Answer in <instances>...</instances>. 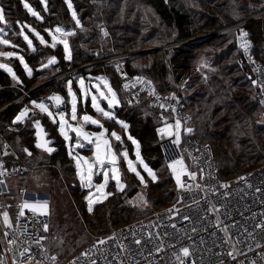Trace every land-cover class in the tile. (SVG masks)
Segmentation results:
<instances>
[{
	"label": "trees",
	"instance_id": "trees-1",
	"mask_svg": "<svg viewBox=\"0 0 264 264\" xmlns=\"http://www.w3.org/2000/svg\"><path fill=\"white\" fill-rule=\"evenodd\" d=\"M22 1L0 0L6 19L3 27L7 30L8 37L21 46L26 61L33 70L29 78L24 77L23 83H17L0 69V147L9 144L17 154L19 162L20 154L30 156L23 151L24 148L31 154L30 147L37 149L33 145L31 128V120L34 118L42 119L46 130L50 131V137L55 139L54 145L57 146L56 152L47 153L49 156L42 160L50 158L52 161L53 157L65 160L63 148L65 151L66 149L65 146L62 148L56 144L54 133L59 135L57 124H53L38 111H33L36 114H30L26 119L30 125L28 131L18 126L8 127L11 115L25 105L29 107L32 99H43L50 91L60 92L69 108L66 91L69 80L74 84L80 75L99 74L102 71L107 73L106 70H111L115 79L105 73L101 74L110 80L117 94L119 90L122 95L121 98L118 95L121 107L116 110V114L129 125V131L138 138L141 153L158 172L156 175H161L159 165L163 163V159L166 158L167 162L169 158L176 156L178 150L173 145L159 143L155 127L161 120V114L148 105L145 97L136 105L128 104L112 63L109 59L104 60L116 54H126L125 68L130 74L147 77L161 93L174 94L183 102L185 112L191 116L189 125L194 129L193 136L212 145L216 165L221 169L218 172L220 178L229 179L242 173L246 166H242L240 162L244 160L247 165L264 159V125L258 119L262 108L256 97L255 86L240 66L242 51L237 45L238 31L245 29L254 44L251 51L253 57L264 62V0H191L196 6L186 5L184 0H71L81 22L80 27L73 23L64 0H46L42 19L33 18L31 22L41 29L59 25L74 32V35L68 37L71 60L64 59L58 44L52 48L49 44L46 46L37 43L35 51L27 48L21 39L18 26L19 22L29 19ZM27 1L35 8L39 7V0ZM15 28L18 30L17 37L14 35ZM83 29L85 32L81 31ZM103 29H106L107 35L102 33ZM0 48L2 49L1 44ZM89 48H96L98 56L89 54ZM200 50L202 52H198ZM199 54L208 57L210 68L198 64L197 68H204L194 70V60ZM45 55L56 56L58 62L41 69L40 59ZM10 60L15 70L21 72L18 62L13 58ZM89 64L93 66L88 67ZM105 66L108 69L105 70ZM186 77L189 79L183 84L186 88L183 91L180 82ZM19 96L21 97L15 102ZM10 102L11 105L2 111V107ZM162 115L170 118L171 113L164 111ZM184 140L185 136L182 135L181 142ZM18 146H22L21 151L16 149ZM162 147L170 150V153L165 152ZM168 153L171 156H167ZM237 171L241 172L228 175ZM176 193L177 188L170 195L168 205L160 210L173 203ZM114 195L108 199H114ZM103 205L107 206V202L93 206L96 215H100ZM113 209L116 210H111V214L107 209L108 215H102L91 230H103L107 225L130 218L124 208L113 206ZM157 212L143 220L153 217ZM91 217L96 219L94 215ZM49 232L50 228L44 244L53 252L55 250L50 247L58 239L56 237L53 240L51 236L50 241ZM2 240L0 230V252L3 249ZM63 248L71 249L64 245ZM77 251L62 257L68 258Z\"/></svg>",
	"mask_w": 264,
	"mask_h": 264
},
{
	"label": "built area",
	"instance_id": "built-area-1",
	"mask_svg": "<svg viewBox=\"0 0 264 264\" xmlns=\"http://www.w3.org/2000/svg\"><path fill=\"white\" fill-rule=\"evenodd\" d=\"M241 31L246 30L240 29L237 34V45L242 51L239 63L252 83L256 81L253 84L256 97L264 105V62L253 57L251 51L254 44L248 35L244 37L251 45L247 53L240 47ZM105 32L106 29H103L102 33ZM88 52L98 56L96 48H89ZM108 59L119 78V86L126 95L128 104L136 105L145 97L148 105L161 115L165 111L160 108L161 103L175 108V112L171 108L167 110L171 113L167 122L174 124L179 119L183 125L182 135L185 140L176 145L173 143L175 137L158 134L157 129L164 126L162 119L155 127V135L164 145L177 146V155L184 159L189 171L197 174L196 179L182 177L186 182L185 187L178 188L173 203L153 217L134 220L98 235L93 242L62 261L61 256L48 250L44 244L48 231L43 230L41 221L49 225V214L33 217L25 209V215L19 217L17 224L21 204L14 205L8 198V181L23 172L24 167L17 160L16 153L4 144L0 147V162L7 174L0 176V180L4 181L0 184V198H3L6 211L11 208L7 212L12 227H5L0 216L5 243L0 259L5 264H12L13 260L17 264H29L27 259L19 256L20 249L28 248V254L34 257L31 264H36V261H42L43 264H92L93 261L95 264H180L176 257L181 255V248H188L190 255L183 257L184 264H264V163L229 179L220 178L212 148L193 136L194 129L189 125L191 116L185 112L183 102L177 97L165 100L164 98L173 95L161 93L153 84L151 88L155 90L156 96H150L149 89L139 84L125 89L124 85L131 84L136 77L149 79L143 75L130 74L126 70V54H116L104 60ZM117 65L120 66L119 71ZM55 95L63 97L57 91H50L43 99ZM53 111L67 113V104ZM184 128H191L193 131L185 133ZM240 177L245 179L241 180ZM0 213H3L1 209ZM224 228H227V232L222 230ZM41 236L44 239L37 245L35 240ZM11 239L16 240L15 245L8 244ZM99 240H104L105 243L98 244ZM136 240H140V243L137 244ZM156 248L160 251H156ZM229 252H234L235 258L229 256ZM52 256L56 257L55 262L52 261Z\"/></svg>",
	"mask_w": 264,
	"mask_h": 264
},
{
	"label": "rangeland",
	"instance_id": "rangeland-1",
	"mask_svg": "<svg viewBox=\"0 0 264 264\" xmlns=\"http://www.w3.org/2000/svg\"><path fill=\"white\" fill-rule=\"evenodd\" d=\"M24 2L28 3L30 5V7L35 12H37L39 14L40 17L43 16V13L46 10V4L44 2H42V0H39L40 3H39L38 8H35L34 6H32L27 0L22 1L23 7H24ZM70 2H71V0H70ZM184 2L186 5H190V6H196L197 5L195 2H193L191 0H184ZM71 4H72V2H71ZM66 5H67V3H66ZM0 7H2L1 4H0ZM67 7H68V5H67ZM24 9H25L26 13L28 14L29 19H24L23 21L18 23L20 32H21V26L22 25H31L32 28H35L36 31H38L44 37L47 44L51 45V43H52L51 37L48 35L47 32H45V29H54L55 26H59V25H53L52 27H45V28L41 29L36 24H33L31 22V20L33 18H36V17H33L25 7H24ZM73 11H75V9L72 5V9H69L71 19H72V12ZM75 13H76V11H75ZM76 15H77V13H76ZM77 17H78V15H77ZM36 20H39V19L36 18ZM72 21H73V23H75V21L73 19H72ZM3 25H4V23H0V28L4 29L3 33H0V35H2L4 39H8L11 43L9 45L1 44L2 49L0 48V52H15L18 54V56H23L25 62L27 63L26 58L24 56L23 49H21V46L19 44L14 43L13 40L8 37L9 36L8 32L3 27ZM75 26H76V23H75ZM16 29L17 28L14 29L16 32L14 35L17 37L18 36L17 35L18 30H16ZM23 31L32 40L34 48H35L37 43L40 44L39 40L35 37V35L28 28H24ZM81 31L85 32L84 29ZM57 35H58V38H60V39H67L68 40V37L61 36L60 34H57ZM21 39L25 43L27 48L29 50H32L31 48L28 47L27 42L23 39L22 35H21ZM58 45L61 46V49H62L63 54H64L63 45L62 44H58ZM198 52H202V51L200 50ZM11 58L15 59L18 62L21 72H17L15 70L14 65H13L12 61L10 60V58L0 57V63L9 65L13 69V71L15 72L16 76L19 78V81H20L19 83H23L24 77L29 78L30 76L27 74V72L25 71L23 65L20 63L18 58H16V57H11ZM48 58H50V56L49 57H47V55L43 56L40 59V61H42L41 63H46ZM56 59H57V57H56ZM198 64L202 65L206 68H210L209 59H208V57H206L204 55L199 54L198 57L195 58L194 70H196V71L200 68H204V67L197 68ZM27 65L29 68H31L28 63H27ZM87 66L91 67V66H93V64H89ZM104 69L106 70V69H108V67L105 66ZM106 71H107V73L109 72L110 74H107L106 72H103V71L100 72L99 74L89 73L86 76L80 75L77 78V80L80 77H83V78H85V81L87 83L89 78H92V82L95 83L96 81L94 80V78L95 77H101V76L105 77L104 75H102L104 73L108 77L114 78L111 70H106ZM8 76L10 77V79L12 81L17 82V81L12 79L11 75L8 74ZM188 77H186L182 82H180L181 83L180 86L182 87L181 89L183 91L186 90V88L183 86V84L185 83V81L187 79H189ZM40 80H41V78H40ZM77 80L75 81L74 84H72V90L74 92H76L77 96H79L80 88H79V84L77 83ZM108 81L110 82L109 79H108ZM110 84H111V82H110ZM111 86L115 90V87L112 84H111ZM66 91H67V99L69 101L70 97L68 96V85H67ZM93 91H95V90L93 89ZM118 95L121 98L122 95L120 94L119 90H118ZM20 97L21 96L17 97L14 101L16 102ZM41 100L42 99H39V100L32 99L29 102V107L27 105H25V106L19 108L18 110H16L10 117L11 123L9 124L8 127H11V128L15 127L16 128L18 126V127L23 128L22 130L25 129L28 131V127L30 126L29 121L26 120V119H28V117H26L24 120L17 122L15 124L13 123V120L24 108H28L30 111H35L34 106L32 105V101H38L39 102ZM12 102L8 103L7 105H4V107H2V111L5 110L6 108H8ZM46 103H48V102H46ZM258 103L262 108V114L258 117V119H259L260 123L262 125H264V105L261 104L259 101H258ZM102 106L107 108L106 103L102 102ZM68 107H69V108H67V110L69 109L68 110L69 112L67 111V113H69L68 119L71 122V120H70L71 108H70L69 103H68ZM120 107H121V102L117 107H115L111 111L114 113L116 119L124 121L120 116H118L116 114V110ZM36 111H38V110H36ZM85 112H87L88 114L93 116V118L100 120L101 123L104 125V127L106 129H108L109 135L112 131H115L117 134H120L122 137L123 143L121 145H117V142L115 140H112L113 146L115 147V144H116L115 148H116L117 153L123 151L124 149H127L128 153H129V159L135 161V159H136V157H135V146L131 143V141L127 138V136L131 135L138 142H139V140L135 135H133L129 131V128L127 129V134H125V130L119 124H117L114 120H107L103 116L98 115L92 109L90 100L88 101V103L86 105L85 104L78 105V115H83ZM41 115L48 118L47 115H45V114H41ZM49 120L51 121V119H49ZM72 123L75 124V122H72ZM112 123H114V125L116 127H113L114 125ZM85 131L91 133V132H99V131H101V129L96 125H88L85 127ZM69 135L71 136V143L74 145L76 142L75 134L69 133ZM54 136L56 137V144L59 147L63 148L65 146L66 151L63 148L65 160H60L57 157H53L52 161L50 160V158L42 160L45 156H49V155L40 149L35 150L32 147H30L32 150V154L29 156L30 158L26 155L20 154L21 157L19 158L20 159L19 163L24 167V170L19 175L17 174L18 176L16 175L15 178H12L8 182L7 196L9 199H11L13 201L14 205L22 204L24 202V200H29L30 202H35L37 200L48 201V203H49V213L48 214H49L50 241L52 239L56 240V237L58 239V241L57 242L55 241V244L52 245L53 247H50V249L55 250V251H53V253L58 254V256H61L62 261L67 259V258H63V257H66V256L70 255L71 253H73L75 250L77 251V249H80V248L88 245V243H90L91 241L93 242V239H95L98 234L100 235L104 231H107L109 229L117 227V226H119L123 223H126L128 221L143 220V219H146V218L152 216L155 212L159 211L161 208L168 205L173 192H175L176 188L178 190L175 177L173 176L171 170L168 169V167L166 168V166L169 163H171L173 160L180 159V157L177 155L178 152H177L176 156H174L173 158H169V160H167V162H166V158L163 159V161H162L163 163H161L159 165L160 170H161V175L160 176L156 175L157 176L156 181H152L151 177H149L147 175V173L144 172L143 168L138 167V171H140L141 174L144 176L146 184H141L139 179L135 176V174L128 171L126 162L121 158L118 161V166L121 170L122 182L125 185L124 190L122 192H119L116 188L115 182L112 180H109L108 186L105 188V192L106 193H112V195H114V193L116 192V194L114 195L116 197L114 199L110 200V199H108L111 196L110 195L106 199H103L102 202H100V203H103L105 201L107 202V206L103 205V207L100 211V215H99V213L96 215V212H94V211L89 212L87 202L85 200V197L88 195L89 189L82 187L80 180L76 177L75 162L73 161L72 157H70L68 155V142H66L60 134L58 135V133H54ZM224 139H225V137H223V140ZM158 141H159V139H158ZM181 141H182V128H181L180 143H181ZM83 143L85 145L83 148H75V150H74L75 154H78V155L84 156V157H89V158L93 157L94 145H90L87 142H83ZM159 143L161 144L162 142L159 141ZM162 144L164 145V143H162ZM166 145H168V144H166ZM176 145H178V144H176ZM176 145L173 144V146L177 149ZM8 146H9V144H8ZM117 146H119V147H117ZM166 148H168V146H166ZM166 148L165 147L163 148L164 151L169 152L170 150H168ZM16 149H19L21 151L22 146H18ZM12 150H14V149H12ZM169 153L167 156H171V154H169ZM140 154L143 157L145 163L148 164L149 168H151L155 172V174H157L158 172L155 171V169L148 162V160L142 155L141 148H140ZM36 161L39 163H36ZM227 162H228V160L225 161V163H227ZM263 162H264V159L260 160V161H256L252 164L250 162L246 165L247 162L244 160L243 162H240V164H242V166H246L242 170V172L248 171L250 169H254V168L258 167L260 164H262ZM164 164H166V166ZM29 165H30V167H29ZM50 166H52V168ZM107 167L110 171L111 165H108ZM49 168H51V169L49 170ZM217 169H218L217 171L219 172L220 167H217ZM96 171H97V175H95L93 177V184H100L104 180V177L102 174V169L98 167L96 169ZM239 172H241V171H237L233 174H228V175L231 176V175L237 174ZM220 175H221V172H220ZM221 176H223V175H221ZM92 191L95 193V188H93ZM141 195L144 197V200L147 201V204L140 203L139 197ZM0 201H1L0 209L2 212H5L6 208H5V205L2 203L3 198H0ZM100 203H98V204H100ZM113 206H116V208H118V207L124 208V211L128 212V215L130 218H123L117 224H112L111 226L107 225V227H103L104 228L103 230L98 229V231H95V232L92 231L91 229L96 226L97 220H99V218H101L102 215H108L106 213L107 209H109L108 211L110 214L112 212L111 210H113V212L116 210V209H113ZM10 209L11 208L7 209V211H9ZM92 215L96 216V219L91 217ZM0 230L2 233V226H0ZM51 236H52V239H51ZM3 242H4V238L1 242L2 247L5 244ZM49 244H50V242H49ZM63 245L71 247V249L63 248ZM7 264H10V263L8 262Z\"/></svg>",
	"mask_w": 264,
	"mask_h": 264
},
{
	"label": "snow or ice",
	"instance_id": "snow-or-ice-1",
	"mask_svg": "<svg viewBox=\"0 0 264 264\" xmlns=\"http://www.w3.org/2000/svg\"><path fill=\"white\" fill-rule=\"evenodd\" d=\"M46 4V0H42ZM68 5L69 9H72V4L70 0H65ZM24 7L29 11V13L36 17L37 19H42L37 12H35L28 3L24 2ZM72 19L75 21L76 26L80 27L81 22L77 17L75 11L72 12ZM0 23H6L4 9L0 7ZM28 28L35 37L39 40L40 44L46 45L47 42L45 41L44 37L36 31L35 28H32L31 25H22L20 35L23 36V39L27 42L29 48L35 51L33 47V42L29 38L27 34L24 33L23 29ZM4 29L0 28V33H3ZM45 32L51 37L52 43L51 47L55 48L57 44H62L64 48V59L71 60V48L67 39H60L58 38L57 34H60L64 37H69L74 35V32L67 31L61 26H55L54 29H45ZM105 35L107 33L105 32ZM248 33L241 31L240 33V47L247 53L248 49L251 47L250 43L244 39L247 37ZM11 42L8 39H4L2 35H0V44L9 45ZM0 57H16L19 59L20 63L23 65L25 71L29 76L32 75V69L28 67L27 63L24 60L23 56H18L15 52H0ZM57 59L55 56L50 57L46 63L41 64V69L51 67L57 63ZM0 69L6 71L9 75H11L12 79L17 81L18 83L19 78L16 76L13 69L7 65L0 63ZM117 70H120V66L117 65ZM124 75V74H122ZM95 83L92 82V78H89L88 82L86 83L85 78L80 77L77 80L80 88V94L77 96L76 92L72 90L73 81L69 80L68 83V96L70 100L67 103L70 104V120L68 119L69 113L63 111H53V109H59L62 105L66 103L64 97L59 95L49 96L41 101H32V105L34 106L35 110H38V113L45 114L49 119H51L53 124H58V132L63 137V139L68 142V155L72 157L73 161L75 162V169H76V177L80 180L81 186L89 189L88 195L85 197L87 202L88 211H93V206L97 203L102 202L103 199H106L108 196L112 195V193H106L105 188L108 186L109 180H112L116 184V188L118 191H122L125 188L124 183L122 182V174L120 168L118 166V161L122 158L126 164L127 169L129 172L134 173L135 176L139 179L141 184H146L144 176L138 171V167H142L144 172L147 173L149 177H151L152 181L157 180V176L155 172L149 168L148 164L145 163L143 157L140 154V144L137 140H135L131 135H128L127 138L131 141V143L135 146V161L129 159V153L127 149H124L121 152L116 151V148L112 144V140L117 142V145H121L123 143L122 137L120 134H117L115 131H112L109 135L108 129L104 127L100 120L93 118L90 114L85 112L83 115H78V105L80 104H87L88 101H91L92 109L98 114L103 116L107 120H114L117 124H119L124 130L125 134H127V129L129 125L122 120L116 119L114 113L111 111L115 107L120 104V98L118 97L117 92L113 89L110 82L106 77H95ZM256 81H253L255 84ZM137 84L143 85L145 88L149 89L150 96H156L155 90L151 88L152 82L150 80H146L144 77H136L131 84H125L124 88L127 89L128 87H135ZM93 89L95 91H93ZM160 99V97H156ZM175 96L173 94L172 97H166L165 100L174 99ZM46 101L52 102L51 104L46 103ZM102 102L106 103L107 108L102 106ZM264 103V101H262ZM160 108L165 109L167 111L171 108V111L175 112V108L171 107V105H165L161 103ZM30 114L35 115L36 112H30L28 108H24L13 120V123L20 122L28 117ZM161 119L164 121V126L157 129L158 134L162 136L168 137H175L173 139V143L179 144L181 139V128L182 123L179 119L175 121L174 124L168 123L167 118L161 115ZM72 122H75L72 123ZM88 125H96L98 126L101 131L99 132H87L85 131V127ZM33 126L36 130V144L35 147L40 149L48 154H52L56 151L55 148L51 147L53 143L51 140L47 139L48 133L42 127L40 120H34ZM183 131L185 133H191L193 129L191 128H184ZM69 133H74L76 137V142L73 145L71 143V136ZM83 142H87L90 145H94L93 157H84L78 154H75V148H83L85 145ZM23 151L28 155H31V152L24 148ZM7 154V153H5ZM108 165H111V170L109 171ZM102 169V174L104 180L100 184H93V177L97 175V168ZM168 169L171 170L173 176L176 180V185L178 188L185 187V181L182 180V177L187 176L190 180L196 179V173L189 171L188 167L185 165L184 159L181 157L180 159L173 160L171 163L167 165ZM7 174L6 169L3 168V163L0 162V176H4ZM239 179L244 180V177H240ZM4 181L0 180V184H3ZM223 186V185H222ZM199 187V185H197ZM95 188V193L92 189ZM259 191V189H257ZM139 201L142 204H147V201L144 200V197L141 195L139 197ZM175 207V206H174ZM25 209L30 211L33 217L37 215H47L49 213V203L48 201H35L30 202L29 200H24V202L20 205V212L17 216V224H19V217L25 215ZM171 211V210H169ZM2 216V223L5 227L11 228L12 224L9 220V214L7 211L0 213ZM187 219V217H185ZM43 230L45 232L48 231L49 225L47 223H43ZM257 227H261V225H257ZM223 231L227 232V228L222 229ZM7 235V233H5ZM44 237L41 236L35 240L37 245H40L41 240ZM137 244L140 243V240L135 241ZM98 244H104V240L97 241ZM9 245H15L16 240L11 239L8 240ZM11 250V249H9ZM156 251H160L159 248H156ZM29 253L28 248H23L19 250V256L24 257L29 261L31 264L34 257ZM181 255H178L176 258L180 261V264H184L183 257H188L190 255L188 248H181L180 249ZM27 254V255H26ZM229 256H234V252H229ZM52 261L55 262L56 257H51ZM0 264H5L3 259H0ZM12 264H17L16 260H13ZM36 264H43L42 261H36ZM92 264H95L93 261Z\"/></svg>",
	"mask_w": 264,
	"mask_h": 264
},
{
	"label": "water",
	"instance_id": "water-1",
	"mask_svg": "<svg viewBox=\"0 0 264 264\" xmlns=\"http://www.w3.org/2000/svg\"><path fill=\"white\" fill-rule=\"evenodd\" d=\"M34 120H40L41 121V124H42V127L44 128V130L48 133V136H47V139L48 140H51L53 143L51 144V147H53V148H55L56 150H57V146H55L54 145V138H52V137H50V131H48V130H46V125L45 124H43V122H42V119H40V118H34V119H32L31 120V128L33 129V137H34V142H33V145H34V147H35V144H36V130H35V128H34V126H33V121ZM57 126H58V124H57ZM36 148V147H35ZM56 152V151H55ZM47 153V152H46ZM54 153V152H53Z\"/></svg>",
	"mask_w": 264,
	"mask_h": 264
}]
</instances>
